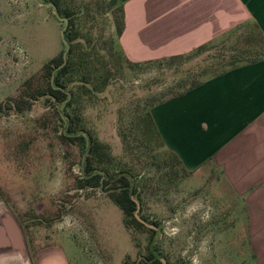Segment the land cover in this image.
<instances>
[{
    "label": "rangeland",
    "instance_id": "rangeland-1",
    "mask_svg": "<svg viewBox=\"0 0 264 264\" xmlns=\"http://www.w3.org/2000/svg\"><path fill=\"white\" fill-rule=\"evenodd\" d=\"M50 1L0 0V212L16 221L26 245L7 264H38L53 248L50 264L60 256L63 264H146L151 238L169 264H254L242 200L217 169L186 170L147 115L192 82L262 58L253 24L172 63L170 56L138 62L123 54L114 29L119 2L58 0L56 8ZM64 18L71 24L63 40ZM65 42L73 46L63 76L69 103L28 97L45 85L42 66ZM19 97L24 108L6 110ZM71 118L81 142L60 138ZM81 129L96 144L91 160L103 178L131 176L139 213L155 232L126 224L110 182L101 190L78 184L87 146Z\"/></svg>",
    "mask_w": 264,
    "mask_h": 264
},
{
    "label": "crops",
    "instance_id": "crops-1",
    "mask_svg": "<svg viewBox=\"0 0 264 264\" xmlns=\"http://www.w3.org/2000/svg\"><path fill=\"white\" fill-rule=\"evenodd\" d=\"M118 1L124 16L119 44L132 61L183 55L247 24L264 41V0ZM149 114L186 170L217 169L242 200L254 264H264V56L154 103ZM52 251L38 264H50ZM18 255L13 244L0 246V264Z\"/></svg>",
    "mask_w": 264,
    "mask_h": 264
},
{
    "label": "trees",
    "instance_id": "trees-1",
    "mask_svg": "<svg viewBox=\"0 0 264 264\" xmlns=\"http://www.w3.org/2000/svg\"><path fill=\"white\" fill-rule=\"evenodd\" d=\"M116 1L119 2L118 0H113L112 4H115ZM50 2L56 8H58V0H51ZM118 7H119V10L121 13L120 17L119 18L114 17V26H115L114 29H115L117 36H119L121 34L123 27H124V16H123L122 5L119 3ZM63 14L70 19V17H71L70 14H68V13H63ZM68 24L70 25L71 21H69ZM65 38L68 42H70L72 39L67 34H66ZM202 48H203V45H200L195 50L202 49ZM72 50H73V46H70V49H69V51L67 53V57H66V63L62 67H59L62 63V52L59 55L52 57L46 63L43 64L42 70L44 73L46 83L43 87H39L34 92L30 93L28 95V97H30L32 99H37L38 97L47 96L51 99H54L57 102H63L64 101V104L69 103L70 99L66 100L68 94H67V91L65 90L66 85L63 82V76L72 67L71 66L72 65L71 64V52H72ZM261 56H264V52H262ZM180 57H181L180 55H172V56L168 57V59H164V60H166V61L169 60L168 63H172L175 60L179 59ZM254 60H256V59H254ZM254 60H249V61H254ZM27 82H29V81H27ZM199 83H200V81L199 82H192L189 87H187L186 89H183L181 92L175 93L173 95L181 94L182 92L198 85ZM24 103H26L24 97H19L17 99L14 98L13 102L10 103L11 107L10 106L6 107V110L7 109L8 110H12V109L21 110L22 108H24ZM3 108L4 107H3L2 103H0V111H2ZM58 110H59V107H57V110H56L57 113H58ZM147 115L149 117V120H150L152 126L154 127V130L156 131L152 117L149 114V111L147 112ZM59 116L61 117V115H59ZM72 122H73V119L71 118L69 123H68V126L65 127V129H63L60 132V138L61 139H63V140H74L76 138L82 137L81 133L80 134L70 133V131H75V129L72 126ZM157 134H158V132H157ZM95 146H96V144L92 143V145L89 148L90 149L89 152L85 156V160H86L85 162H86L87 169H89V167L91 166V162H92L91 159H93V152H95L94 151ZM85 148H86V146H85ZM176 158H177V156H176ZM179 162H180V160H179ZM92 179L94 182L95 181V175H93ZM109 182L111 184L110 187L112 188V190H110V192H109V195L111 196L113 201L122 209V211L125 215L126 224H130V225H133L135 227H143L145 224L142 221L138 220L134 214L135 209H136V202L134 200V197L130 196L129 186L131 184V178L127 174V172H125V170H121L118 173H116L114 177H112L111 175H109L108 177L104 176V178L102 179V185H105V183H109ZM83 183H84L83 181H78L79 185H81ZM132 190H133V194H134L135 188L133 187ZM138 213H139V211H138ZM139 215H140V213H139ZM141 217L143 218V216H141ZM148 229H150L151 232L156 231V229L153 227H148ZM153 242H154V240H152V238H151V240L149 241V244H148V252L145 256L146 264H163L160 256L163 258H165V257L162 256L161 253H159L157 250H155L153 248ZM166 264H169L167 259H166Z\"/></svg>",
    "mask_w": 264,
    "mask_h": 264
},
{
    "label": "water",
    "instance_id": "water-1",
    "mask_svg": "<svg viewBox=\"0 0 264 264\" xmlns=\"http://www.w3.org/2000/svg\"><path fill=\"white\" fill-rule=\"evenodd\" d=\"M63 21H64V27L61 29V36H62V38H63V40H64V28H65V26L67 25L68 20H67L66 18H64ZM69 49H70V44H69L68 42H65V49L62 51V63H61V65H60L59 67H62V66L66 63V57H67V53H68ZM59 67H58V68H59ZM67 94H68V96H67V99H66V100H69V99H70V95H69L68 92H67ZM58 107H59V106H58ZM66 118H67V117H66ZM67 119H68V118H67ZM68 123H69V122H68V120H67V122H66V124H65V127L68 126ZM80 131L86 135V137H87L88 140H90V136H89V134L86 132V130L81 129ZM89 145H90V144L88 143V145H87L86 148H85L86 151H87ZM86 151L82 154V159H81L82 163H83V161H84V155H85ZM102 172H103V175H104L105 172H104V171H102ZM127 174H128V173H127ZM128 175H129V174H128ZM129 176H130V175H129ZM130 177H131V176H130ZM129 189H130V196L133 197V190H132V189H133V182H131V184H130V186H129ZM134 200H135V202H136V209H135V212H134L136 218H137L138 220L142 221L144 224L150 226V227H153V228L156 227V226L153 225V224H149V223H147V222H146V221H145V220L139 215V213H138V211H139V202H138L135 198H134ZM4 227H6V229H7V232H8L7 235H4V234H3ZM10 244H13V245H14L16 248H18V249L22 252V254H23V251H24V249H23V243H22V241H21V235H20V230H19V228H18V225H17L16 221L13 220V219H12L10 216H8L7 213H6V214H4L3 217L0 219V246H9ZM160 258H161L163 264H166V259L163 258V257H161V256H160Z\"/></svg>",
    "mask_w": 264,
    "mask_h": 264
},
{
    "label": "flooded vegetation",
    "instance_id": "flooded-vegetation-1",
    "mask_svg": "<svg viewBox=\"0 0 264 264\" xmlns=\"http://www.w3.org/2000/svg\"><path fill=\"white\" fill-rule=\"evenodd\" d=\"M73 134V133H72ZM69 141H72V142H81L82 140H77V139H74V140H69ZM91 139L88 140L86 139L85 140V143L88 145V143L90 144L87 151L86 149L83 150L82 154L86 151L85 155H84V161L82 163L81 159H82V154H81V159H80V175L79 177L82 179L81 181H83L84 183L81 184L80 186L81 187H86V188H99V190L102 189V179H103V170H102V167H101V163L97 160V157H96V164H93L91 162V166L89 167V169H87L86 167V160H85V156L86 154L89 152V148L91 146ZM93 175H95V181L93 182ZM88 181H87V180ZM23 247H26L25 243L23 245ZM26 253V250L23 251V254Z\"/></svg>",
    "mask_w": 264,
    "mask_h": 264
}]
</instances>
